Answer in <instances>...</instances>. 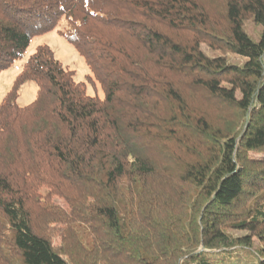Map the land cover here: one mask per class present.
I'll return each instance as SVG.
<instances>
[{"label": "trees", "instance_id": "obj_1", "mask_svg": "<svg viewBox=\"0 0 264 264\" xmlns=\"http://www.w3.org/2000/svg\"><path fill=\"white\" fill-rule=\"evenodd\" d=\"M62 19L103 96L0 100V264H264V0H0V73Z\"/></svg>", "mask_w": 264, "mask_h": 264}, {"label": "rangeland", "instance_id": "obj_2", "mask_svg": "<svg viewBox=\"0 0 264 264\" xmlns=\"http://www.w3.org/2000/svg\"><path fill=\"white\" fill-rule=\"evenodd\" d=\"M64 26L65 20L62 19L51 32L49 31L45 34L34 37L28 47L26 55L21 59L15 60L9 68L0 73V100L3 99L5 94L11 89L14 79L21 70L25 60L36 50V47L39 44H49L52 47L51 49L54 50L56 57L69 68L75 70V78L87 82L90 93H98L103 96L99 83L95 79V81H90V78H87V75H90L91 73L90 68L86 63L84 56H82L75 46L64 36ZM248 30L254 36L252 25L248 26ZM256 38L259 39V36H256ZM38 88L39 87L35 81L24 83L18 97L19 105H26L31 101H34Z\"/></svg>", "mask_w": 264, "mask_h": 264}]
</instances>
